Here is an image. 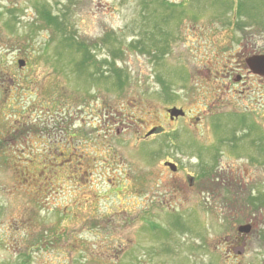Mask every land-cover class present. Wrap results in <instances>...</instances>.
I'll return each mask as SVG.
<instances>
[{"label":"rangeland","instance_id":"1","mask_svg":"<svg viewBox=\"0 0 264 264\" xmlns=\"http://www.w3.org/2000/svg\"><path fill=\"white\" fill-rule=\"evenodd\" d=\"M247 49L264 0H0V264H264Z\"/></svg>","mask_w":264,"mask_h":264},{"label":"flooded vegetation","instance_id":"2","mask_svg":"<svg viewBox=\"0 0 264 264\" xmlns=\"http://www.w3.org/2000/svg\"><path fill=\"white\" fill-rule=\"evenodd\" d=\"M246 51H247L246 55H244L242 57L243 65H242V63L241 64L237 63L236 67H239V68H243L244 67L246 69L247 73H253V74H258L259 76L260 75L264 76V64H259L256 61L258 56L264 55V53H261L259 51L254 50V49H252L251 51H250V49H247ZM227 75L228 76L231 75L235 81L240 80L241 77H242V75L240 73H237L236 70H233V71L230 70L229 72H227ZM170 108H181L183 110L184 114L183 115H178V116H170V114L168 113V109H170ZM166 110H167V113H168L169 120H175V119H178L179 117H184V116L187 115V113H186V111H185V109L183 107L171 106V107H168ZM196 118H199V117L196 116ZM158 128L160 130L155 132L154 134H159L160 132H163L162 131V127L159 126ZM167 162L171 163V161H167ZM172 164L175 167L174 170H173L175 172L176 169L178 168V166L176 164H174V163H172ZM164 166L171 169V167L168 166V164H166ZM193 179H194L193 177L192 178L189 177V182L193 183Z\"/></svg>","mask_w":264,"mask_h":264},{"label":"water","instance_id":"3","mask_svg":"<svg viewBox=\"0 0 264 264\" xmlns=\"http://www.w3.org/2000/svg\"><path fill=\"white\" fill-rule=\"evenodd\" d=\"M257 63L259 64H264V55L258 56V58L256 59ZM19 65H22V61L19 62ZM168 113L170 114V116H178V115H183L184 112L181 108H170L168 109ZM159 131L158 127H154L151 130H149L146 135H150L153 134L155 132ZM168 166L171 167L172 170H174V166L172 163H167Z\"/></svg>","mask_w":264,"mask_h":264},{"label":"trees","instance_id":"4","mask_svg":"<svg viewBox=\"0 0 264 264\" xmlns=\"http://www.w3.org/2000/svg\"><path fill=\"white\" fill-rule=\"evenodd\" d=\"M256 201H258L259 203L264 202V198L259 197L258 200H252L253 203H256Z\"/></svg>","mask_w":264,"mask_h":264}]
</instances>
